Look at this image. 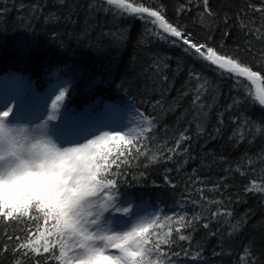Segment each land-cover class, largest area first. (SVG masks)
Returning a JSON list of instances; mask_svg holds the SVG:
<instances>
[{
  "label": "trees",
  "instance_id": "obj_1",
  "mask_svg": "<svg viewBox=\"0 0 264 264\" xmlns=\"http://www.w3.org/2000/svg\"><path fill=\"white\" fill-rule=\"evenodd\" d=\"M143 2L163 6L168 20L186 29L194 40L207 42L264 75V20L252 10L264 6V0H209L214 15L203 21L202 4ZM180 5L186 10L178 15ZM104 7L102 0H0V77L19 74L34 85L36 93L61 80V89H67L65 111L72 116L85 110L95 115L110 103L132 106L154 118L156 127L149 135L155 139L139 137L151 145L146 156L126 160L128 152H135L126 149L118 161L127 179L120 177L117 194L164 209L156 231L167 233L171 228L178 244L189 250L191 255L179 257L181 264H242L245 248L255 264H264V193L245 191L253 181L264 187V106L255 100L250 83L241 87L238 97L232 79L147 32L144 21L117 16ZM241 22L246 26L243 30ZM198 83L204 85L202 111L192 104ZM229 105H233L230 110ZM185 129L191 138L181 148L189 151L171 161L160 160L164 141L173 147ZM109 178H116L115 169ZM166 178L174 188L165 183ZM214 187L218 190H208ZM200 188L205 189L204 197L223 203L194 206L191 200L200 199L195 191ZM185 199L189 200L186 219L205 217L195 229H182L181 234L191 236L190 244L178 241V217L164 221L175 203ZM217 207L232 215L213 219L211 212ZM205 222L210 224L208 229L202 226ZM236 224L239 228L233 230ZM45 227L35 209L17 221L0 220V249L18 243L9 242V235L20 236L23 243L31 232L35 241ZM38 247L40 256L30 249L27 256L23 250L21 254L0 252V264H59L54 259L58 248L43 253ZM197 252L199 259H193Z\"/></svg>",
  "mask_w": 264,
  "mask_h": 264
},
{
  "label": "snow or ice",
  "instance_id": "obj_2",
  "mask_svg": "<svg viewBox=\"0 0 264 264\" xmlns=\"http://www.w3.org/2000/svg\"><path fill=\"white\" fill-rule=\"evenodd\" d=\"M60 2L63 3L64 0H60ZM102 3L105 6L104 11H114L117 16L144 21L147 32L160 40L170 41L173 46L180 47L186 55L194 60L212 67L221 76L232 79L238 97L241 87L246 82H250V87L255 88V100L259 102V105H264V75L235 56L223 54L207 42L201 43L194 40L191 33H188L186 29L168 20L163 6L154 8L151 3L145 4L143 0H131V2L130 0H102ZM188 3L203 5V12L200 13L202 21L205 16L214 15L209 8V0H188ZM185 10L186 6L180 5L177 9L178 15ZM252 10L259 12L261 19L264 20V6L253 7ZM225 22L227 23V19ZM147 25H151V27L149 28ZM245 27L241 22V29L243 30ZM251 31L250 29L249 32L251 33ZM255 31L258 32L259 29H255ZM261 59H264V56ZM194 78L199 80L198 76ZM258 83L259 87H257ZM203 87L204 85L197 84L192 101L193 106L199 105L200 111L205 107L199 104L201 99L200 89ZM66 91L67 89H61L51 101L50 120H55V111L64 101ZM249 96L243 98L245 102L248 101ZM232 107L233 105H229V110ZM11 110L12 105H9L6 110L0 111V117H9ZM131 113L133 119L128 120V123H135L136 128L141 130L137 134L135 142L132 134L136 132V128H129L128 131L103 132L82 144L71 146L70 150L72 151L87 153L85 164L88 173L87 182L82 185V193L74 203L62 207H47L38 202L29 203L23 207L0 204V220L4 222L29 217L31 210L35 209L43 217L46 226L43 231H39L35 241L31 239V232L28 234L27 241L23 243H19L20 236L17 235L14 238L9 235V242L15 239L18 243L14 245L5 244L0 252L6 254L11 250L14 254H21L23 250V255L27 256L29 254L27 250L30 249L32 253L40 256L41 252L38 246H42L43 253H53V249L58 248L59 255H55L54 259L59 264H106V262H112V264H181L179 257L191 255L188 249H184L178 244L177 237L173 236L171 228L167 233L156 231V226L160 224V221L153 219V217L163 215V208L157 207L156 210L141 216L130 229L125 231L113 230L111 221H105L104 219L105 213L110 211L113 214H127L129 212L128 207H117L115 200L122 183L120 177L124 176L127 179L121 163L118 162L121 157H125V150L135 149V152H128L127 157H125L126 160L137 156H146L151 145H145L140 140V135H144L145 139L149 141L155 139L154 136L149 135L156 127L155 119L145 115L138 109H131ZM222 121L223 114L220 117V122L222 123ZM233 122L236 123L237 121L234 120ZM197 127L199 128V125ZM190 138L187 135V129H185L175 138L173 147H167V141H164L159 159L171 161L176 156L186 154L189 149L181 148V146ZM165 153L169 154L165 155ZM252 163L249 160V165ZM113 169H115V179L109 178L113 174ZM236 171L240 172L241 175L245 174L240 171V168H237ZM165 183L173 188L175 187L170 179L166 178ZM250 183L251 186L245 189L246 192L264 193V187L257 186L254 181ZM208 190L217 191L218 187ZM195 191L200 193V199L191 200L194 206L203 207L204 204L221 205L223 203L221 200H209V198L204 197L203 192L205 189L203 188L195 189ZM189 197H191V193H189ZM188 203V199L175 203V207L171 209V215L164 216V221L171 220L173 216L178 217L177 223L181 225L180 228L176 229L178 241H187L190 244L191 236L181 234L182 229H195L197 224L205 217L195 215L191 219H186ZM221 214L229 217L232 215L231 212L217 207L215 211L211 212V217L216 219ZM34 219H38V217ZM202 226L204 229H208L210 224L205 222ZM238 228V224L232 225L233 230H238ZM152 237H156V239L153 240ZM162 246H166L167 250ZM176 247H181V250L174 251L173 249ZM112 249L115 251H110ZM200 255L197 252L193 259H199ZM240 259L242 264H255V260L250 256L247 248H245L244 255ZM17 264H19V261ZM37 264H39V261H37Z\"/></svg>",
  "mask_w": 264,
  "mask_h": 264
},
{
  "label": "clouds",
  "instance_id": "obj_3",
  "mask_svg": "<svg viewBox=\"0 0 264 264\" xmlns=\"http://www.w3.org/2000/svg\"><path fill=\"white\" fill-rule=\"evenodd\" d=\"M6 120L0 117V204L74 203L87 182V153L61 148L48 135L49 116L32 126Z\"/></svg>",
  "mask_w": 264,
  "mask_h": 264
},
{
  "label": "rangeland",
  "instance_id": "obj_4",
  "mask_svg": "<svg viewBox=\"0 0 264 264\" xmlns=\"http://www.w3.org/2000/svg\"><path fill=\"white\" fill-rule=\"evenodd\" d=\"M0 78V111L6 110L9 105H12L11 113L6 120L8 124L21 123L32 126L44 121L50 114L51 101L61 90V80H56L45 87L44 91L35 93L34 85L19 74L11 77L1 76ZM259 86L258 83L257 87ZM252 90L255 97V88H252ZM65 103L66 100L64 99L56 109L55 120H47L48 135L61 148L82 144L103 132L128 131L129 128H136L135 123H128V120L131 121L133 119L131 109L134 108L132 106L107 103L99 114H91L88 110L82 111L83 117L79 121L80 113L72 117L65 111ZM39 106H41L42 110L40 114L29 117ZM19 111L21 114L17 117ZM90 118L94 119L93 124L100 126L92 130H84L83 128L90 122ZM138 133H140V129L136 128L132 138L137 137ZM115 200L117 207L129 208L127 214H113L111 211L105 213V221H111L112 228L115 231L130 229L138 218L157 209V207L150 205L148 202L136 201L118 194ZM153 219L159 220L160 216H154ZM110 251L114 252L115 250L112 249Z\"/></svg>",
  "mask_w": 264,
  "mask_h": 264
},
{
  "label": "bare ground",
  "instance_id": "obj_5",
  "mask_svg": "<svg viewBox=\"0 0 264 264\" xmlns=\"http://www.w3.org/2000/svg\"><path fill=\"white\" fill-rule=\"evenodd\" d=\"M0 79H1V78H0ZM41 111H42V110H41V106H39L37 109H35V110L33 111V113H32L29 117H34V116L40 114ZM20 114H21V112L19 111V113H17V117H19ZM79 116H81V117H78V119H79V121H80L81 118L83 117V113H80ZM76 118H77V117H76ZM89 121H90V122L87 124V126H85V127L83 128L84 130H92V129H94L95 127L100 126V125H95V124H93L94 119H92V118H90ZM101 125H102V120H101ZM84 130H83V131H84ZM142 204H144V203H142Z\"/></svg>",
  "mask_w": 264,
  "mask_h": 264
}]
</instances>
